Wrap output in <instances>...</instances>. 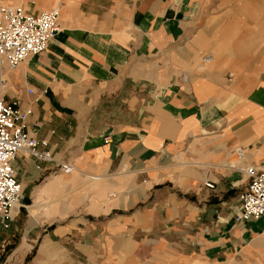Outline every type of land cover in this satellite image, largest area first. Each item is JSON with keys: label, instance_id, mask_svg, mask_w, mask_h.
I'll use <instances>...</instances> for the list:
<instances>
[{"label": "crops", "instance_id": "crops-1", "mask_svg": "<svg viewBox=\"0 0 264 264\" xmlns=\"http://www.w3.org/2000/svg\"><path fill=\"white\" fill-rule=\"evenodd\" d=\"M57 5L47 49L3 70L52 159L12 162L24 199L0 219L1 262L191 264L263 236L264 217L237 214L246 167L264 170V0Z\"/></svg>", "mask_w": 264, "mask_h": 264}, {"label": "built area", "instance_id": "built-area-1", "mask_svg": "<svg viewBox=\"0 0 264 264\" xmlns=\"http://www.w3.org/2000/svg\"><path fill=\"white\" fill-rule=\"evenodd\" d=\"M60 6L39 13L26 12L20 6L0 5V90L6 87L3 70L15 68L31 55L47 49L49 41L60 30ZM212 59L211 55L204 60ZM32 92V90H29ZM28 111L18 101H8L0 95V219L11 220L24 199L22 184L17 179L12 162L20 151L36 158L51 160L49 152L40 151L36 132L27 128ZM236 151L242 154V148ZM64 172L73 166L60 162ZM247 189L240 194L237 220H257L264 217V170L255 166L245 169ZM214 187L212 182H206Z\"/></svg>", "mask_w": 264, "mask_h": 264}, {"label": "rangeland", "instance_id": "rangeland-1", "mask_svg": "<svg viewBox=\"0 0 264 264\" xmlns=\"http://www.w3.org/2000/svg\"><path fill=\"white\" fill-rule=\"evenodd\" d=\"M56 2L57 0H52L51 5L40 8L37 13L43 10L54 8ZM0 5H13L21 7L20 3H9L3 0H0ZM5 88L1 89V93L4 92ZM175 251L177 253V250ZM166 256H164L165 263L171 261L174 264H185L183 261L179 260L181 256L179 254H176L174 257L170 256L165 258ZM190 257L192 260L191 264H264V235L257 237L255 240L245 245L244 249L239 252H234L233 254H228L222 257H214L212 255L200 256L199 254H191ZM61 258H63L64 264H73V261H71V254L65 253ZM27 260H29V258ZM113 261L115 262V264H119L116 262L117 260ZM120 261V264H137L136 261L132 259V257H124L121 258ZM0 264H3L1 262V257Z\"/></svg>", "mask_w": 264, "mask_h": 264}]
</instances>
